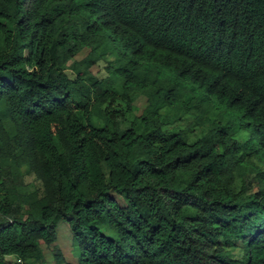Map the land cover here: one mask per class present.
I'll return each mask as SVG.
<instances>
[{
	"label": "trees",
	"instance_id": "1",
	"mask_svg": "<svg viewBox=\"0 0 264 264\" xmlns=\"http://www.w3.org/2000/svg\"><path fill=\"white\" fill-rule=\"evenodd\" d=\"M60 220L78 264H264V0H0V264Z\"/></svg>",
	"mask_w": 264,
	"mask_h": 264
},
{
	"label": "rangeland",
	"instance_id": "2",
	"mask_svg": "<svg viewBox=\"0 0 264 264\" xmlns=\"http://www.w3.org/2000/svg\"><path fill=\"white\" fill-rule=\"evenodd\" d=\"M87 52H83L77 57V60H81L86 56ZM94 74L105 77L107 73L105 71V64L101 63L98 66L93 68ZM215 101V100H214ZM216 102V101H215ZM146 99L143 96H137L136 101L134 102L135 112L139 115L143 111L145 106ZM216 107L220 108L218 103L215 104ZM240 142L243 143L247 139V135L243 134L239 138ZM22 185L24 186L25 192H33L34 190H41V183L37 180V178L33 174H28L25 172L24 179L22 181ZM58 229V242L55 251H60L63 254L64 260L57 261L55 260L54 254L52 250L45 251V261L43 264H78V251L77 246L74 242L73 235L69 229V226L65 220H60L57 226Z\"/></svg>",
	"mask_w": 264,
	"mask_h": 264
}]
</instances>
